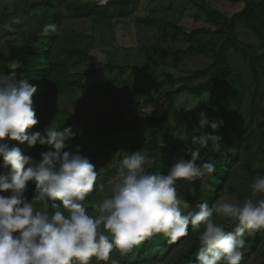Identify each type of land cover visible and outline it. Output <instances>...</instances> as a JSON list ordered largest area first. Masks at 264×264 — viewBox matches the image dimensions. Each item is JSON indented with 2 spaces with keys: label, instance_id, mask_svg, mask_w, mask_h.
Segmentation results:
<instances>
[{
  "label": "trees",
  "instance_id": "1",
  "mask_svg": "<svg viewBox=\"0 0 264 264\" xmlns=\"http://www.w3.org/2000/svg\"><path fill=\"white\" fill-rule=\"evenodd\" d=\"M188 1L195 9V23L205 24L191 32L158 16L168 8L184 11L175 0H161L163 9L155 8L145 16L140 12L146 0H0V75H8L10 63L18 62L17 78L23 74L37 86L32 99L39 122L27 132L42 131L51 124L61 129L71 126L76 136L65 150L75 152L79 146V154L97 171L117 156L113 168L98 172L94 190L83 202L89 215L98 214L103 189L118 176L126 155L141 151L152 161L145 165L146 171L166 175L179 156L191 159L185 154L187 149L198 147L191 144V137L201 133L220 137L221 149L212 151L209 143L200 150L197 164L215 165V172L203 182H175L178 196L190 205L185 213L201 202L211 206L226 196L243 202L251 196L249 185L254 178L264 176V0H221L232 14L211 0ZM52 23L57 31L45 35L43 26ZM121 23L143 33L139 40L144 41L128 48L107 42L108 32ZM97 26L103 31L100 35ZM148 31L155 36L149 37ZM166 31L172 37L170 43L158 36ZM5 37L8 39L2 42ZM177 41L183 48H177ZM232 50L249 64L251 78L232 64ZM98 51L109 52L105 61L96 57ZM189 56L200 58L201 66L182 75L180 68ZM137 74L147 86L132 81ZM137 90L139 99L132 96ZM186 95L192 100L184 101ZM159 105L158 115L142 111ZM189 105L196 106L190 115ZM201 111L210 122L223 123L216 131L201 128ZM118 138L120 143H116ZM0 143L19 147L22 155L36 161L41 152L50 150L49 146L29 147L27 142L19 144L7 137ZM34 189V183L28 182L25 195L29 200ZM259 199H264V194H258L255 200ZM36 207L44 210L43 202ZM213 219L221 222L218 216ZM224 227L231 231L234 225ZM198 237L189 225L188 234L175 242L158 234L127 255L113 249L110 260L118 264H194ZM242 252L240 264H252L258 257L264 264V229L246 237ZM91 264L110 261L97 262L93 257Z\"/></svg>",
  "mask_w": 264,
  "mask_h": 264
},
{
  "label": "clouds",
  "instance_id": "2",
  "mask_svg": "<svg viewBox=\"0 0 264 264\" xmlns=\"http://www.w3.org/2000/svg\"><path fill=\"white\" fill-rule=\"evenodd\" d=\"M42 31L55 33L57 25L46 24ZM20 67L11 62L12 71L0 75V141L7 137L50 150L41 152L36 161L22 155L19 147L0 143V264H91L93 257L118 264L110 260L113 249L127 255L158 234L175 242L188 234L189 225L199 233L194 264H240L246 237L264 229V199L255 200L264 194V176L254 178L249 185L251 196L243 202L227 198L211 206L201 202L185 213L190 205L178 196L175 182H203L215 172V165H198L200 150L209 143L212 151L221 149L220 137L201 133L191 137V144L198 145L187 149L191 159L179 156L166 175L146 171L145 165L152 161L141 151L126 155L110 186L111 194L102 199L97 215H89L83 202L94 190L96 166L79 154V146L75 152L65 150L76 136L71 126L61 129L51 124L42 131L27 132L39 122L32 99L37 86L23 74L17 78L15 70ZM198 117L201 128L213 131L223 123L210 122L203 111ZM28 182L35 185L31 200L25 195ZM38 202H43L44 210H37ZM214 216L226 218L234 227L227 231Z\"/></svg>",
  "mask_w": 264,
  "mask_h": 264
},
{
  "label": "rangeland",
  "instance_id": "3",
  "mask_svg": "<svg viewBox=\"0 0 264 264\" xmlns=\"http://www.w3.org/2000/svg\"><path fill=\"white\" fill-rule=\"evenodd\" d=\"M212 3H215L216 6L218 8H220V10H222L223 12H230V14H232L233 12L231 11V9L226 6L221 0H211ZM161 2V0H151L149 3L146 0L145 4H142V9L140 14H142L141 16H145L149 13L150 10H154L156 9H163V6L167 3L166 1L165 4L164 2H162V5L159 4ZM154 3V5H153ZM157 3V4H156ZM175 4L176 6L182 11V9H184V11L180 12V11H176V10H171L170 8L166 9V11H159L158 12V16L164 19H168V20H174L176 21V23L180 26L183 27L184 30L191 32L195 27H202L205 26V24H202L201 22L199 23H195L192 15L195 13V9L193 7V5H191L189 3L188 0H175ZM186 6V7H185ZM227 10V11H226ZM91 27V23H87L86 29H90ZM96 32L97 35H100L101 32H103L101 29H99V27H96ZM101 30V31H100ZM161 34V38L164 40V42L166 43H170L172 40L171 35L168 33V31H166V33H159L158 36ZM143 36V33L141 32H137V30L133 27H128L127 25H125L124 23L121 24H117L115 26V28L111 31L108 32V36L105 37V40L109 43H116L118 44V46L123 47V48H128L131 46H136L139 45L140 42H143L142 40H139V38ZM148 36L153 38L155 36V32H150L148 31ZM6 39H8L7 37H5L3 39L2 42H4ZM176 46L178 49L183 48V44L181 41H177L176 42ZM109 52L107 51V54ZM232 64L238 69V71H240L246 78H251V74H250V67L249 64L246 62V60L243 58V56L236 50H232ZM107 54L103 53V52H96V56L98 59L105 61L107 58ZM200 58L198 57H186L182 63V66L180 68V72L182 75H188V74H192L194 73V71L199 68L198 62H199ZM209 63V62H208ZM204 65V64H203ZM131 71L128 73L130 74ZM134 74V73H133ZM135 75V74H134ZM132 81H136L139 85H146V81L143 78H140V74H137L136 77L133 76ZM139 77V80H136ZM147 86V85H146ZM133 97H136L137 99H139L141 97V95H139L138 90L134 91L132 94ZM191 101L192 98L190 96H185L184 101ZM98 107L101 108L100 104L98 103ZM161 106H155L152 108H149L148 111L142 110L145 114H152V115H158L159 113H161ZM192 108L196 109V106L194 107V105H189V110H188V114L190 115L191 113H193ZM162 113L164 111V107L162 106ZM193 109V110H194ZM160 110V112H159ZM159 112V113H158ZM141 113V112H140ZM74 114H76V112H74ZM87 115V113H86ZM119 142V138L116 141V143ZM120 143V142H119ZM117 156H113L110 160H107L106 162H104L101 167L100 170H98L99 173L101 172H105L110 170L111 168H113L116 164H117ZM117 177L113 178L111 180V183L107 186H111V184L113 183V181L116 179ZM109 188V189H108ZM105 188L104 187V191H103V195L104 197L106 195H110V187ZM227 198L229 202H240L238 201L236 198L233 197H224L223 199ZM221 222L217 223L220 225L225 226L227 223L231 224L230 221H228L226 218H221L218 217ZM263 260L261 257H258L252 264H262Z\"/></svg>",
  "mask_w": 264,
  "mask_h": 264
}]
</instances>
